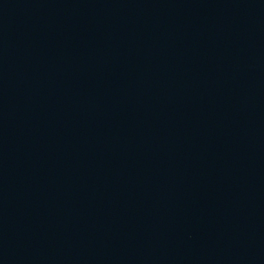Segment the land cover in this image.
<instances>
[{
    "label": "water",
    "instance_id": "1",
    "mask_svg": "<svg viewBox=\"0 0 264 264\" xmlns=\"http://www.w3.org/2000/svg\"><path fill=\"white\" fill-rule=\"evenodd\" d=\"M0 264H264V0H0Z\"/></svg>",
    "mask_w": 264,
    "mask_h": 264
}]
</instances>
